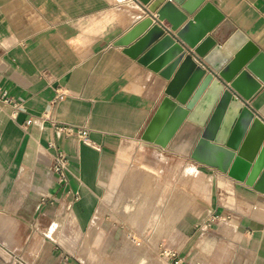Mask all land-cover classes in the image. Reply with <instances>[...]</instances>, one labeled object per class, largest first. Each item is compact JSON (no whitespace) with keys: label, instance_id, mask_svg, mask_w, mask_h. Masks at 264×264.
<instances>
[{"label":"crops","instance_id":"0c3cea01","mask_svg":"<svg viewBox=\"0 0 264 264\" xmlns=\"http://www.w3.org/2000/svg\"><path fill=\"white\" fill-rule=\"evenodd\" d=\"M205 2L224 16L208 34L218 45L240 31L264 54V0ZM148 9L0 0L1 264H163V251L179 264H264V193L246 185L249 163L236 155L223 173L191 159L201 130L188 122L166 148L141 140L167 84L123 53L154 24ZM248 107L264 122V83ZM64 127L85 128L87 143ZM33 243L50 246L23 252ZM59 244H76L75 257Z\"/></svg>","mask_w":264,"mask_h":264},{"label":"water","instance_id":"95a60500","mask_svg":"<svg viewBox=\"0 0 264 264\" xmlns=\"http://www.w3.org/2000/svg\"><path fill=\"white\" fill-rule=\"evenodd\" d=\"M138 2L154 24L123 53L167 82L141 140L166 148L188 122L201 130L191 159L227 173L237 155L250 165L246 185L264 193V122L248 107L264 83V54L240 31L222 45L208 36L224 16L205 0Z\"/></svg>","mask_w":264,"mask_h":264},{"label":"built area","instance_id":"2783aa9c","mask_svg":"<svg viewBox=\"0 0 264 264\" xmlns=\"http://www.w3.org/2000/svg\"><path fill=\"white\" fill-rule=\"evenodd\" d=\"M1 101L6 102L4 98H0ZM29 121L25 123V125H29ZM58 130V129H57ZM63 132L66 134V136H76L83 144H86L88 141L87 135L88 132L85 128H79V129H73L71 127H64L62 128ZM50 148L54 147L53 144L49 145ZM66 157L65 155L59 151L56 150L54 157H53V172L59 177L60 181H64L65 179V171H66ZM161 257L166 258L169 264H179L180 260L175 258V255L170 252H161Z\"/></svg>","mask_w":264,"mask_h":264},{"label":"rangeland","instance_id":"374dc122","mask_svg":"<svg viewBox=\"0 0 264 264\" xmlns=\"http://www.w3.org/2000/svg\"><path fill=\"white\" fill-rule=\"evenodd\" d=\"M75 245L76 244H71V250H69V249H66L67 248V246H68V244H59V246H61V247H64L65 248V254H67V256L66 257H69V256H73V257H75V255H71V254H73L72 252L74 251V247H75ZM49 244H42V243H33V244H26V246H24V250H23V252H28V251H37L38 253H40V251H46V249L47 248H49ZM57 253H60V254H63L64 252L62 251V250H59V251H57ZM4 254V253H3ZM156 256H157V259L161 262V263H163V264H165L166 263V261H165V259H161L160 257H159V254H156ZM65 258V257H64ZM102 260V259H101ZM2 262V261H1ZM1 262H0V264H1ZM114 263V264H117V262H120V260H107V259H103V263L102 264H110V263Z\"/></svg>","mask_w":264,"mask_h":264}]
</instances>
